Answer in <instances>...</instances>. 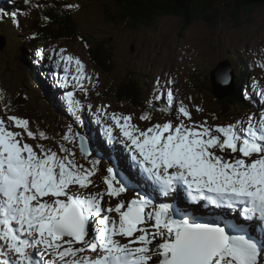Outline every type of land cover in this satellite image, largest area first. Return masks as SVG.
<instances>
[{
    "label": "snow or ice",
    "instance_id": "6c2138e0",
    "mask_svg": "<svg viewBox=\"0 0 264 264\" xmlns=\"http://www.w3.org/2000/svg\"><path fill=\"white\" fill-rule=\"evenodd\" d=\"M25 4L30 5V0ZM68 7L78 9L79 5ZM4 15L19 27L18 11L0 12V18ZM66 51L51 48L48 59L57 57L55 68L63 65V87L68 86L69 67L74 66L72 86L87 94L84 82L91 83L93 78L84 63ZM35 55L42 58L44 49H37ZM174 83L171 78L164 85L159 77L155 81L152 98L137 118L150 126L134 123L132 114H109L108 106L96 109L97 123L102 118L112 121L104 130L105 143L118 140L137 175L122 173L113 161L103 177L105 188L95 192L88 189L98 187L92 178L100 170V159L93 158L84 135L74 134L70 125L62 140L78 141L88 167L77 162L76 153L63 143L57 152L44 143L26 142L49 138L42 130L34 132L29 119L7 114L11 106L4 105L0 264H264V240L249 235L244 224L200 220L185 207L157 202L160 196L181 193L193 205L204 202L205 208L238 211L243 221L255 222L264 232V108L233 123L197 122L189 104L178 100L168 86ZM260 96L264 97V91ZM65 99L74 120L82 122L84 106L71 91ZM157 102L164 106L157 108ZM260 103L264 105V100ZM87 107L92 110L91 104ZM154 111L169 118L153 122ZM195 111L203 109L195 106ZM117 130L118 136L114 135ZM138 177L157 196L136 192L130 200L120 199L130 189L135 191ZM112 199L118 200L114 206Z\"/></svg>",
    "mask_w": 264,
    "mask_h": 264
},
{
    "label": "rangeland",
    "instance_id": "374dc122",
    "mask_svg": "<svg viewBox=\"0 0 264 264\" xmlns=\"http://www.w3.org/2000/svg\"><path fill=\"white\" fill-rule=\"evenodd\" d=\"M212 1L213 7L219 10V16H221V19H219L220 21L213 28L203 19L199 18L184 29V23L179 17L168 15L161 19L155 30L146 27L134 32V30L129 28L127 32L122 33L123 41L121 44L128 52L126 60L130 61H128L129 64L133 63L135 69L141 68L148 70L146 73L147 77L145 79L143 78V80H145L146 84L149 82L148 88L150 90H152L158 77L162 85L166 84V81L171 78L175 83L168 86L173 88L178 100H184L185 103L189 104L192 111V119L194 121L198 122L205 119L210 124H227L235 122L238 118H246L247 115L258 113L261 110L260 104L251 106L255 110L250 108L248 104H242L243 106L240 109L235 110L229 116L218 117L221 111L219 100L214 98L211 90H208L207 85V87L204 86V88L199 89V87L192 85L191 82L199 84L211 83L209 74L212 67L218 63V60L229 57L233 53L243 56L244 58L242 59L245 60L246 52L247 68L250 71L247 79V81L250 82L249 88L254 90L253 94L258 96L257 99L259 103L261 100H264V97L260 96V92L264 91V67L261 66L264 65V5L254 8L250 11V14L239 11L238 18L239 22L242 23L238 24L231 18V10L227 7L231 5L227 4L231 0ZM98 6L101 5L97 2V7ZM102 12L103 9H101V14H103ZM81 13L82 12H79L77 16H80ZM110 13L113 14L112 12ZM85 16L88 17V23L86 26H83V33L90 43H94L95 39L103 37L106 33L110 36L114 30L120 28L107 17L104 21L102 15H100L97 10H90ZM155 27L156 25H154L153 28ZM123 29L124 28L119 30ZM151 30L154 31L153 34L150 33ZM5 43L8 44L6 40ZM42 43L45 51L44 60L46 61V68L45 71L42 68L40 69L44 72V75H46V80L43 81L46 82L47 91L49 92L50 90L51 94H53L47 93L48 97L50 96L52 98V103L47 99V96L38 92V88L34 84L31 96L29 100H25V104L29 105L32 111L35 109L39 111V113L42 112L45 120L41 123L40 120L38 118V120L35 119L34 115L29 111L20 110V112L23 113L17 112L21 115L25 114L24 118L29 116L31 119L30 126L34 124V129L42 130L48 136L49 139L45 141H33L29 139L34 145L36 143H44L45 145L48 143L49 148L59 152V144L63 143L66 147L75 152L72 143L62 140V136L67 133L70 125L73 128L74 134L76 132L81 134L83 127H86L88 131L92 129V135H94L97 140H101L99 139V135L103 136L104 134L100 133H105V131L101 128L97 130L96 128L99 127L97 124L100 125L106 121L108 122L109 119L102 118V122L97 123L94 113L96 109L104 106H108L107 112L109 114H132L134 116V123L142 127L150 126L149 122L139 121L137 119L142 113L140 110L130 105L128 101L119 102L112 96L108 97L101 94L102 84L110 79V77L103 74L98 67L92 64L85 42L79 37L65 38L64 40L45 38ZM121 44L119 46H121ZM132 46L133 50L131 51L130 47ZM57 47L66 49V54L78 57L84 63L87 75L93 78L91 83L87 80L84 82L88 89L87 94L80 90L79 93H77V88L72 86L75 83L71 79V76L75 74L74 66L69 67L68 86H62V77L65 75L63 65H61L60 68H55L53 67L55 56H53L52 60L48 59L50 55L49 49H56ZM10 49L11 47H7L6 50L9 52ZM5 55L7 57H5ZM11 56L14 59H12ZM11 56L0 54V61L3 63L0 64V70L4 73L0 74V84L3 88L5 87L4 90L6 89L9 91L13 98L12 89L21 81L18 75L19 72L15 69L16 67L21 69L24 63L14 61V55ZM201 58H206V60H201ZM233 59L235 60L234 57ZM4 63L10 66L11 70L7 71ZM15 63H18V66H16ZM33 65L36 66L35 63ZM61 69H63V71H61ZM192 69L196 70L197 74L193 73ZM119 71H121V69H119ZM194 74L197 75V77L193 76ZM32 75L34 77V73H32ZM35 78L39 79V75L35 76L34 79ZM36 79L34 80L35 83H37ZM98 83L100 84L98 85ZM94 89L97 95L94 94ZM0 90L3 91L1 87ZM69 91L73 92L74 99L79 100L84 106L81 112L82 122H76L69 112L68 102L65 101V95ZM21 93H23L22 90L19 94L21 95ZM188 97H191V101L187 99ZM250 98L251 102H254L252 95ZM4 99L9 101V98L5 96ZM89 104L92 105L91 111H89L87 107ZM195 106H200L203 111L196 112ZM14 112L15 110L12 111V115H14ZM213 114L216 119H213ZM0 116H5L4 105L1 103ZM168 118L166 114L161 112L153 115V122L163 123ZM90 124H93V127L90 126ZM107 126L108 125H106V127ZM103 150L105 151L106 149L104 148ZM78 156L79 155L76 153L75 158L77 162L79 159ZM103 169L106 170L107 166L103 165ZM97 186V191L103 190L101 185ZM93 188L96 189V187ZM104 199L105 206H107L109 198L105 196ZM110 203L112 206L115 205L113 200H111ZM112 215L115 216L116 214L113 213ZM122 242L126 241L122 240ZM36 251H38V249Z\"/></svg>",
    "mask_w": 264,
    "mask_h": 264
},
{
    "label": "trees",
    "instance_id": "16d2710c",
    "mask_svg": "<svg viewBox=\"0 0 264 264\" xmlns=\"http://www.w3.org/2000/svg\"><path fill=\"white\" fill-rule=\"evenodd\" d=\"M69 1L70 0H61V3L57 2V5L60 9H57L55 12H57L58 14L51 15V21L45 23L43 22L44 24L39 23L36 25H39V27L44 30V34L47 35L46 39L64 40L65 38H82L81 40L85 42V44H87V49L92 64L98 67L103 74L108 75L111 79L108 82H112V84L108 85L107 87L103 86L101 94L108 97L112 96L119 102L128 101L130 105L139 108V110H141L142 112L146 110V103L149 99L152 98V91L148 88L149 85H147L143 80V76L145 73L141 72L138 69L135 70L132 67V64H129L128 60H125L127 50L119 46L121 43L118 44L122 32L119 31L118 36H116L115 34H111L110 41L106 40L105 37H101L99 39H95L94 43H90L88 39L85 38L86 36L82 34L84 31L83 26L86 25H84L81 21H72L71 19L73 18L68 17L73 13L67 12L74 10L70 9L68 5L77 4L74 2L69 3ZM80 1L83 2L81 6H84L85 0ZM115 1H118L119 5L122 6L121 10L123 11L122 14H120V12H117V14L114 15V23L118 24L120 28L121 26L122 28L124 26V29L126 31H128L129 28H132L134 32L141 27L155 25L157 20L160 19V14H162L161 9L164 7V5H167L166 0ZM229 4L231 5L227 7L231 10V13L229 12L231 18L238 24H241L242 22H239L238 18L239 11L250 14L251 10L263 5L264 3L253 4L251 2H248L247 0H231ZM60 5L62 6L60 7ZM170 6L174 11L173 13H169V15L173 16L175 14H178L179 16L184 17V29L199 18L203 19L211 28L216 26L220 21L219 19H221V16H219V10H217L216 7L214 8L212 4H208L207 0L185 1L184 4H182L181 9L179 8V10L177 8V5ZM107 8L109 9V7ZM108 9L103 7L102 13L104 15V18L107 17L108 19H111L113 15H110ZM75 20L78 19L76 18ZM55 23L59 24V28L55 26ZM132 26H134V28ZM23 32L24 30L20 31L19 29L12 28V33L9 36L25 38L26 34H23ZM114 32L118 31L114 30ZM15 47L17 49L27 48L26 46H19V44H15ZM33 53H30L29 55H32ZM11 58L13 59L12 56ZM18 60L19 58L16 57L14 61ZM19 62H23L25 64L24 60H19ZM4 65H6L7 71L11 70L10 66H8L6 63H4ZM40 66H42V64ZM119 69H121V71H119ZM0 74H4L2 70H0ZM195 77H197V75H195ZM37 83L40 86L41 92L45 96H47L48 99L50 96L48 97V91L44 88V83L41 75L39 76ZM207 84H209L208 87L206 86ZM21 85L24 91V89L27 88L25 77H22ZM193 85L195 87H199V89H202L204 88V86H206L208 90H212L210 83H195ZM12 91L13 99L16 100L13 101L10 98L9 102H12L13 104L11 109H24L26 111H29L31 108L27 107L28 105L25 104L23 93H21V95L19 94L20 92L18 86L16 88H13ZM219 103L221 111L218 117L229 116L235 110H238L243 106L237 92L229 97L219 100ZM162 106H164V102H157V108H160ZM159 113H161V111H154L152 112V115H156ZM39 117L43 119L42 113H39Z\"/></svg>",
    "mask_w": 264,
    "mask_h": 264
},
{
    "label": "bare ground",
    "instance_id": "6f19581e",
    "mask_svg": "<svg viewBox=\"0 0 264 264\" xmlns=\"http://www.w3.org/2000/svg\"><path fill=\"white\" fill-rule=\"evenodd\" d=\"M121 8H122L121 5H120V8H117V11L120 12V13L123 11V10H121ZM100 15H103V14H100ZM21 17H23V16H21ZM132 27L134 28V26H132ZM153 27H154V25H152V28ZM119 29L120 28L117 29L118 33L120 31ZM131 30H133V29L131 28ZM121 31H122V33L126 32L125 29H123ZM118 33L117 32H113L112 34H115L116 36H118ZM107 34L108 33L104 34L105 39L110 41L111 38H110L109 34L108 35ZM0 46L2 47V50H3V51L2 50L0 51V54L10 55V52H8L6 50L7 48L4 47V45L2 43L0 44ZM5 57H7V56L5 55ZM233 57L235 58L234 62H236V63H237V61L239 62L238 66H237L238 67L237 76H233L231 73H227L225 71L226 69H223V68L220 69V73L222 74V77L220 78L218 76V79H219L220 83L222 82L221 79H223V82L225 84H229L230 83L229 86H228L227 92H229L230 90H232V92L230 94L224 96V97L225 98L229 97V96L235 94V92H237V94H239L240 101H241L242 104H245V105L248 104V106H250L251 104H252V106L255 105V104H260V109L263 108L264 105L262 106V104L259 103V101L257 99L258 96L253 94L254 90L252 88H249L250 82L247 81V79H248L247 74H249L250 71L247 68L248 66H247L246 57H245L244 61H241V59L239 57H237L234 53H233ZM236 57H237V61H236ZM54 60H56V57H54ZM201 60H206V58H201ZM31 61H35V57H34L33 54L29 55V59L28 60H25V65L23 64L22 69L25 71L27 78H33L34 79V77L37 76V75L34 74V77H33L32 73L30 71L29 66H31V65L29 63ZM219 61H220L219 64L224 65L226 68H228V66L230 64V59H221ZM19 63H23V62H19ZM241 67H243V69ZM40 68L44 69V71H45V67H44L43 64H42V66H40ZM61 71H63V69H61ZM193 72L196 73V70H193ZM231 79L234 82L238 83L237 89L234 88V87H230V85L233 83ZM36 80H38V79H36ZM34 84L39 89V86L37 85V83H34ZM108 85H111V83H108ZM77 93H79V89H77ZM212 95L214 96V98H216L214 93H212ZM244 95L245 96H251L252 95L253 96V100H254L255 103L254 102H250V103L247 102V99H245ZM65 101H67V100H65ZM0 103L5 105L6 104L5 103V99L2 102H0ZM7 104H9L11 107L13 105L12 102H8ZM134 108H136V107H134ZM136 109L139 110V108H136ZM17 110H15V111H17ZM12 111H14V110H12ZM12 111H9L8 114L12 115L13 114ZM141 113H142V111H141ZM203 120H205V119H203ZM200 121H202V120H200ZM200 121H198V122H200ZM104 123L103 124L101 123L102 125L101 124L100 125L97 124L99 126L98 128H101L103 131L105 130L106 125H110L112 123V121L109 120L108 122L106 121ZM92 125L93 124H90V126H92ZM98 128H96V129H98ZM90 133H92V129H91ZM100 134H104L103 136L99 135V139H101V140H97L96 138L93 139V143H94L93 158L100 159V164H99V169L100 170L93 177L94 183L97 184V185H101L103 189L105 188V185L103 184V177L106 175V170L103 169V165L109 167L110 164L113 161L117 162L120 165L122 173H128V174H132V175H137V169L136 168H129V165H130L131 161L129 160V156L127 154V150L123 147V145H121L118 140H117V142L113 143L112 145H108V144L105 143V133L101 132ZM117 134H118V130L116 132H114V135H117ZM89 140H90V142L92 141L91 138H89ZM26 142L34 145V143L32 141H30V140H27ZM46 145L48 147V143ZM104 148L106 149L105 151L103 150ZM145 184L146 183L142 179H139V177H138V183H136L134 185L135 191L130 189L128 191V193H129L128 195L129 196H126L124 200L127 201V200H130V199L134 198L135 195H136V192H141V190H143L142 193H147L148 195H150L153 198H155L157 196V193H155V192L152 193L151 190H148L145 187ZM88 191L95 192V191H97V187H96V189H94L93 187H90L88 189ZM159 201L160 200H158L157 202H159ZM179 205H180V207L182 206V207H185V208L189 209L190 211H192V214L195 215L200 220H210V219H214L215 218V219H219V220H229V221L234 222V223L235 222H240V223L245 225V231L248 232L249 235L253 236V238H256V239H260L261 238L260 240H264V236L261 237L262 234H260V232H262L261 228L259 226H257V224L255 222H245V221H243V218L239 215L238 211L237 212H233L232 210L231 211L228 210L227 212H225V211H222V210H216L214 212L212 209L205 208L204 206H202L200 208V212H198L199 214L200 213L202 214V216H201L198 213H196L195 211H193L192 208H191V205L188 204L186 201L182 200V203H180ZM202 208H204L205 212L203 211ZM214 209H217V208H214ZM248 224H250L249 230H247V225ZM38 251H39V249H38Z\"/></svg>",
    "mask_w": 264,
    "mask_h": 264
},
{
    "label": "water",
    "instance_id": "95a60500",
    "mask_svg": "<svg viewBox=\"0 0 264 264\" xmlns=\"http://www.w3.org/2000/svg\"><path fill=\"white\" fill-rule=\"evenodd\" d=\"M185 1H188V0H168V1L166 0L167 5H164V7L161 9V13L162 14H160V15L173 13L174 10H172V7L170 5H177L178 10H179V8L181 9V6H182V4H184ZM207 1H208V4H213L212 0H207ZM247 1L251 2L253 4L264 3V0H247ZM227 4H229V2ZM177 17H179L184 23V21H185L184 17H181L178 14H177ZM222 68L223 69H228L224 65L220 64L213 70V73H212L213 93L216 96V98H219V99L223 98L224 96H226V95H228V94H230L232 92V90L227 92L228 86H229L230 83L229 84H225L223 82V79H221V81H222L221 83L219 82L218 76L220 78L222 77V74L220 73V69H222ZM225 71L227 73H231L233 75V73H232V71L230 69L229 70H225ZM232 82H233V80H232ZM230 87H232V84L230 85Z\"/></svg>",
    "mask_w": 264,
    "mask_h": 264
}]
</instances>
